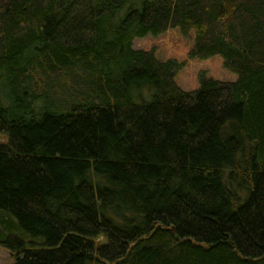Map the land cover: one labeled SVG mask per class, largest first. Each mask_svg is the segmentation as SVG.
<instances>
[{
  "label": "trees",
  "instance_id": "16d2710c",
  "mask_svg": "<svg viewBox=\"0 0 264 264\" xmlns=\"http://www.w3.org/2000/svg\"><path fill=\"white\" fill-rule=\"evenodd\" d=\"M0 138L13 264H264V0H0Z\"/></svg>",
  "mask_w": 264,
  "mask_h": 264
},
{
  "label": "rangeland",
  "instance_id": "374dc122",
  "mask_svg": "<svg viewBox=\"0 0 264 264\" xmlns=\"http://www.w3.org/2000/svg\"><path fill=\"white\" fill-rule=\"evenodd\" d=\"M192 46V38H186L177 29H168L157 36L147 35L133 40V48L143 50H154L156 56L161 60L174 59L185 62L178 71L175 81L177 85L185 90H194L199 87V76L219 79L223 81H234L236 75L223 66L220 56L208 59H189L188 52ZM3 138H0V141ZM12 254L0 246V264H13Z\"/></svg>",
  "mask_w": 264,
  "mask_h": 264
}]
</instances>
